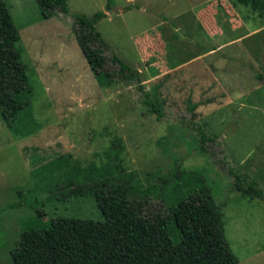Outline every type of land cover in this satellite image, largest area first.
<instances>
[{
    "label": "rangeland",
    "instance_id": "rangeland-1",
    "mask_svg": "<svg viewBox=\"0 0 264 264\" xmlns=\"http://www.w3.org/2000/svg\"><path fill=\"white\" fill-rule=\"evenodd\" d=\"M4 1L20 32L16 48L32 96L20 127L28 134L0 118V264H15L12 249L27 225L48 222V214L37 219L39 211L54 212L55 204H40L47 180L38 169L57 159L56 176L118 178L148 215L166 213L168 204L172 213L183 173L191 176L188 187L202 179L240 264H264V198L243 195L234 178L249 173L264 188V81L255 77L264 73V20L234 0H113L109 11L108 0H68L70 13L50 18L37 0ZM100 11L107 13L97 29L111 46L108 57L141 71L146 90L158 86L164 119L141 107L138 86L99 85L74 14ZM242 37L236 50L231 42ZM190 96L195 120L217 142L203 143L191 129ZM57 213L102 219L89 195Z\"/></svg>",
    "mask_w": 264,
    "mask_h": 264
},
{
    "label": "trees",
    "instance_id": "trees-1",
    "mask_svg": "<svg viewBox=\"0 0 264 264\" xmlns=\"http://www.w3.org/2000/svg\"><path fill=\"white\" fill-rule=\"evenodd\" d=\"M112 1L108 0L107 11L112 9ZM234 1L250 8L264 20V0ZM37 2L44 18L58 12L70 13L68 0ZM106 16L104 11L92 17L74 14L75 35L99 85L108 88L124 82L128 86H138L142 93L141 107L157 120L164 119L166 105L157 93L158 86L146 90L142 72L132 69L115 53L108 57L111 46L97 29V24ZM20 38L9 6L0 0V118L16 133H20L22 117L32 96L27 67L16 48ZM110 63L118 67L108 69ZM255 77L264 81V73ZM187 105L192 117L189 121L191 129L203 143L217 142L218 138L195 120L198 104L191 96ZM51 163H55L53 169ZM51 163L38 169L47 180L41 190L45 199L40 204L42 207L55 204L56 207L50 214L46 209L38 212L37 219L50 215L47 223L40 227L27 225L22 230L12 249L15 264H240L226 238L223 214L202 179L188 187L186 180L191 176L183 173L176 200L171 201L172 213L168 211V204L165 206L167 214L161 209L157 214L148 215L118 178L107 177L86 183L75 177L56 176L53 170L62 167L63 161L57 159ZM195 175L201 178L200 174ZM234 178L235 188L243 195L264 198V188L249 173L235 174ZM87 195L94 197L101 220L57 213L69 199L80 200Z\"/></svg>",
    "mask_w": 264,
    "mask_h": 264
},
{
    "label": "crops",
    "instance_id": "crops-1",
    "mask_svg": "<svg viewBox=\"0 0 264 264\" xmlns=\"http://www.w3.org/2000/svg\"><path fill=\"white\" fill-rule=\"evenodd\" d=\"M131 1V0H130ZM232 44V46H233V48H235L236 50L238 49H241V50H243V47H242V43H243V37L242 38H239V39H237L235 42L234 41H232L231 42ZM231 45H228L227 47H231ZM227 47H225V48H227ZM224 48V49H225ZM214 51H217V49H215V50H213V52ZM217 53V52H216ZM216 53H214V55L216 54ZM141 72V71H140ZM168 73H169V71H168ZM167 74V73H166Z\"/></svg>",
    "mask_w": 264,
    "mask_h": 264
}]
</instances>
